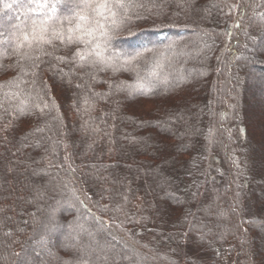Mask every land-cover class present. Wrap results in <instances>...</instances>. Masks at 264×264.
Returning <instances> with one entry per match:
<instances>
[{
    "label": "trees",
    "instance_id": "trees-1",
    "mask_svg": "<svg viewBox=\"0 0 264 264\" xmlns=\"http://www.w3.org/2000/svg\"><path fill=\"white\" fill-rule=\"evenodd\" d=\"M86 2L0 0V264H264V0H123L120 28L89 10L106 57L151 48L144 75L164 53L134 95L132 68L74 59ZM41 21L64 41L17 50Z\"/></svg>",
    "mask_w": 264,
    "mask_h": 264
},
{
    "label": "snow or ice",
    "instance_id": "snow-or-ice-1",
    "mask_svg": "<svg viewBox=\"0 0 264 264\" xmlns=\"http://www.w3.org/2000/svg\"><path fill=\"white\" fill-rule=\"evenodd\" d=\"M47 4H41L40 7H47ZM5 9L11 8V3H5L3 5ZM125 9L124 17L121 18L118 23L115 19L117 16V12L113 11V8ZM84 14H77L79 21H84L85 24L77 23L76 30L81 35L67 37L68 43H74L79 41L85 44V49L83 51L76 50L74 51V59H77V62H88L93 68L99 66L101 70H103V66L112 68L114 71L119 70V68H132L133 71L136 72L135 82L134 84L126 85L125 87L129 91V95H134L137 93H151L152 90L156 87V82L161 81L160 69H162V57H164V53L161 52L159 55H153L150 61H146L148 64V68L144 75L137 70V62L144 60L147 53L153 52V49L145 47V51L136 52L135 55L126 54L125 57H114V56H105V52L107 51V40L104 41V46L102 47L101 42L97 39L96 32L99 31L100 37H109L108 29H97L95 27L89 26L87 21L89 20L88 11L90 10L94 16L103 17L105 13L111 16L112 23L117 28H120L123 25V20L127 18V6L123 3V0H117L115 4L111 3L110 0H100L97 3H85L84 4ZM48 32L47 21H41L39 24L33 22L31 36L32 39H29V35L25 34L23 36V40H21L17 44V50L24 46V42H28V46L31 47L32 43L35 42L38 45L53 43V39L64 41L65 37L63 33L57 29H52V36L49 38L46 34ZM85 37H90L91 39H85ZM57 59H63V57H57ZM163 83H167V77L162 79ZM2 87V85H0ZM22 103L27 104V101H23ZM37 108H40L39 104L36 105ZM49 105L47 103L44 104L43 108H40V111H44V108H48ZM52 107H55L53 103ZM23 112V109H20Z\"/></svg>",
    "mask_w": 264,
    "mask_h": 264
},
{
    "label": "rangeland",
    "instance_id": "rangeland-1",
    "mask_svg": "<svg viewBox=\"0 0 264 264\" xmlns=\"http://www.w3.org/2000/svg\"><path fill=\"white\" fill-rule=\"evenodd\" d=\"M249 37V40H250V44H249V47L248 45L245 46L246 49L250 48V54L254 55L256 52H254V46H255V40L257 41L256 37ZM254 43V44H253ZM252 76L254 77V74H252ZM264 91V90H263ZM257 92L255 94V100H252V103L254 102H257V104L259 105L260 102L261 104L264 102V92ZM244 92V91H243ZM242 91H241V100L246 97V94H244ZM257 123H260L261 120H257L256 121ZM256 123V124H257ZM256 140L259 141V134H256ZM211 212V211H210ZM216 211H213L210 213V217H206V218H202V223L204 224V227H205V231H208V230H212V228L214 229L215 228V225H214V221L216 220V214H215ZM184 253V256L187 255V257H190L191 259L193 260H202V261H207V256L206 254L197 249L196 247H191V246H188V248H186L185 250L182 251Z\"/></svg>",
    "mask_w": 264,
    "mask_h": 264
}]
</instances>
